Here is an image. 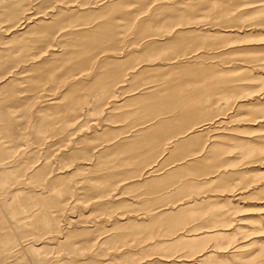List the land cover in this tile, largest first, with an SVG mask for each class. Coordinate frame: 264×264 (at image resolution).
<instances>
[{
    "label": "rangeland",
    "instance_id": "obj_1",
    "mask_svg": "<svg viewBox=\"0 0 264 264\" xmlns=\"http://www.w3.org/2000/svg\"><path fill=\"white\" fill-rule=\"evenodd\" d=\"M0 264H264V0H0Z\"/></svg>",
    "mask_w": 264,
    "mask_h": 264
}]
</instances>
